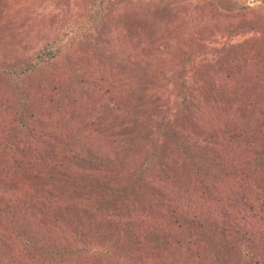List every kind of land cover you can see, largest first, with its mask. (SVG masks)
<instances>
[{
    "label": "rangeland",
    "instance_id": "rangeland-1",
    "mask_svg": "<svg viewBox=\"0 0 264 264\" xmlns=\"http://www.w3.org/2000/svg\"><path fill=\"white\" fill-rule=\"evenodd\" d=\"M100 1L0 0V68L33 60L48 40L71 45L80 34L89 41L72 56L68 71L60 58L35 82L41 117L18 148L0 154V264H116L106 257L44 255L45 247L67 244L79 223L91 236L102 223V245L116 231L113 244L121 242L127 224L143 228L146 236L134 256L140 264H264V230L258 229L264 171H252L257 149L250 142L253 128L264 123V0H111L95 26L88 16ZM121 68L135 73L121 79ZM76 77L85 79L78 82L85 92L77 90L74 103L89 94L87 112L79 102L58 106ZM206 104L208 117L218 112L209 132L201 121ZM76 122L90 124L87 137L108 145L100 144L96 155L78 151ZM56 130L63 137L39 149L40 134L48 138ZM177 130L186 133L187 151L174 141L182 138ZM152 150L156 167L141 174ZM205 153L213 157L207 166L213 177L206 188L196 176L187 178L201 191L189 208L177 190L183 171ZM100 159L109 163L101 170L95 167ZM106 178L130 191V210L108 203ZM61 187L66 191L58 195ZM19 188L29 200L12 193ZM152 194L159 201L150 208L143 200ZM56 199L63 210L51 208ZM97 238L89 243L93 254Z\"/></svg>",
    "mask_w": 264,
    "mask_h": 264
},
{
    "label": "trees",
    "instance_id": "trees-1",
    "mask_svg": "<svg viewBox=\"0 0 264 264\" xmlns=\"http://www.w3.org/2000/svg\"><path fill=\"white\" fill-rule=\"evenodd\" d=\"M106 2H111V0H101L97 5L96 10L89 14L88 17L93 21V25L97 26V24L102 19H104V15H106V9H105ZM89 32H92V29H90ZM72 39L73 42L71 45L64 44L62 41L55 43V41L53 40H48L47 42H45V44L41 45L42 47L38 49L35 58L33 60L24 62L17 68H13V67H8L5 69L0 68V138L3 136L2 142L0 143V154L2 156L6 154V152H9V150H15L16 148H18L19 146L18 140H20L22 137L25 138L26 136L24 135L26 134L28 135L29 133L30 135H32L33 132V129L31 128V126L33 125L32 123L34 122V120L39 119V117H41L43 111L41 108H39V105H36V103L41 102L42 98L36 94L37 92L35 91V86H36L35 82L39 81V79L42 76L46 75L48 70L52 68V65L56 63L60 58L63 59L62 65L65 67V69L66 70L69 69V63L70 64L72 63V56L74 54H77L78 49L80 50L81 47H83L87 42H89L85 36L83 38H80V34L74 36ZM121 71H122L121 73L119 72L120 73L119 76L121 79L124 78L123 75L124 76L127 75L129 77V75L135 73V69L132 70L129 68H121ZM55 76L56 74H54L52 78L54 77L55 79ZM71 82L72 83L70 88H68L67 90H63L62 93L58 96L59 98L58 106L65 107L66 105H70L69 101L73 104V106H76V104L79 102V106H84L83 112L84 111L87 112L89 106V102L87 103V100L90 98L89 94L87 96L80 98V100L76 104L74 103L75 101H77L75 100V94L77 93V90L81 91L82 94H84L85 92L83 90L84 85L82 86L78 84V82L84 83L85 79L83 78L80 80L79 77H76ZM77 86H79L80 89H78ZM207 111H208V106L204 109V114L202 115L203 118L201 119V121L205 125L208 124V127H206V129L204 130H206V132H209L214 127L216 118L218 116V112L213 111L214 117L211 113L208 117ZM6 117L8 118V120L10 119V122L6 120ZM86 127H83L81 125V122H76L75 124V128H74L76 134L75 137H79L81 139V144L76 145L77 150L89 151L90 153L93 151V153L95 154V152L101 149V147L99 146L100 144L103 147H106V145L108 144H106V142H104V140L101 138L95 142L91 137H87L89 134L88 131H85V129H89L90 124H86ZM262 127H264V123L259 121L258 127L253 128L254 136H252V139L250 137V142L253 141V143L251 144L253 150L255 148L257 149V156L255 160L252 162L253 163L252 171L254 173H256L257 171L260 172L264 171V138L261 139ZM187 128L188 125L184 127L183 130ZM184 132H180L179 130H177L176 133H181L180 135H182V138L179 137L176 140H174V138H176L177 135L176 133H175L176 135L170 136V138L177 143L179 147V151H187L184 146V140L186 138V133ZM200 133H204V131H201ZM256 133H259L258 137ZM63 135L64 134H61L59 130H56L54 133L50 135V137L48 136V138L45 135L40 134L42 144H39L37 147H39V149L52 147V144L50 142L53 139L56 140V137L62 138ZM237 138H240V136H237ZM85 139H87L90 144H87L85 142ZM82 141H84V143ZM126 150L127 153L132 152L130 144L128 145ZM152 152L154 151L152 150L149 152L148 155H146V161L144 163V166L141 167V171H142L140 172L141 174L143 172L148 173L149 171L153 170L156 167L157 161L155 159V155H153ZM156 153L158 154V152H155V154ZM204 155H205L204 160H198L194 168H191V170L185 169L183 171L184 173L182 174H184L183 175L184 184L177 190L179 193H182L184 196H186V198L189 200L187 201L189 208L194 204V201L198 202V200H196V196L200 195L201 191L195 190L196 187L194 188L193 185L187 182V178L191 174L196 176V179L200 182L201 186L203 188H206L210 186V182L213 177V172L207 170L208 164H210L211 161H214L213 157L208 156L209 153H205ZM121 160H123L124 162L123 157ZM111 162L113 164H116L118 161H115L113 159ZM108 165H109L108 161L100 159L99 162L95 164V167L101 170L103 167H106ZM37 171L40 173L39 170ZM200 178L203 179L201 180ZM111 183H112L111 180L107 179L106 188L104 189V194L107 196L108 200L110 199V202L108 203H110L111 206H115L116 204L122 203V205H127L128 210H130L132 208V204L130 202L131 197L129 196L130 191L125 186L121 188L113 187L111 186ZM2 187L3 185L0 182V197H2L1 196L3 190ZM21 189L25 191V189L23 188ZM21 189L19 188L17 189V192L13 191L12 193H17L19 196H22V198L25 201L29 200L30 199L29 194L22 193ZM64 191L66 190L65 189L63 190V188L61 187L58 190V195H60V193H63ZM40 193L42 194L41 190L39 189V192L36 194V196L39 195ZM55 193H57V191ZM134 195L138 201L141 200L138 194H134ZM158 197H159L158 195L152 194L150 200L148 199L146 202V199H144L143 202L149 203L148 206L152 208L151 203L159 201ZM58 200L57 199L55 200L51 208L54 210H63V205L60 204ZM46 214L48 213L46 212ZM44 219L47 218L45 217ZM80 219L81 217L77 215L76 218L74 219V222L78 223ZM231 222L234 223L233 221ZM53 223L54 221L53 219H51V225ZM101 224L102 223L98 224V230L96 235L91 236L92 232H90L87 235L88 229L85 227V225L79 223L77 227H73L72 230L70 231L71 239L68 241L67 244L63 243L62 245L58 246L56 249H51V250L50 248L45 247L43 248V251H45L43 252L44 255H46L47 252L52 256H56V258L58 259L72 257L73 259H79V258H83L85 260L87 259V261H89L92 257H96L99 260L106 257V258H110L111 261L116 264H140L138 263L139 262L138 259H135L134 256L137 254V252H139L138 249L142 248L141 244L143 243V241L140 240V238L146 236L143 228L135 229L134 227L136 226V224L135 225L127 224L126 230H123L124 233L121 242H117L115 245L113 244V242L116 240L117 237V231H116L115 233L110 232L109 240L102 245L100 240L97 238L100 235L99 227L100 228L102 227ZM244 225H245L244 230H246L247 224ZM202 227L208 228V226H204L203 224ZM94 228H89V229H94ZM258 229L264 230V222L261 223ZM156 236L157 235H155V238ZM96 238H97L96 252L95 254H93V250L90 248L89 243L95 241ZM162 239L160 243H162ZM124 243L127 244L125 245L128 248H125L123 246ZM139 245L141 248L138 247ZM119 252L122 253L119 254ZM109 254H111V257L109 256ZM116 258L118 259L117 261L115 260ZM180 262H183V260H180ZM257 263L262 264L260 262ZM141 264H155V263L154 261L153 262L147 261V263L143 261Z\"/></svg>",
    "mask_w": 264,
    "mask_h": 264
}]
</instances>
